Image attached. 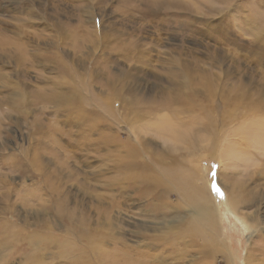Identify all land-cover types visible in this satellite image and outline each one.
Here are the masks:
<instances>
[{"label":"rangeland","instance_id":"obj_1","mask_svg":"<svg viewBox=\"0 0 264 264\" xmlns=\"http://www.w3.org/2000/svg\"><path fill=\"white\" fill-rule=\"evenodd\" d=\"M192 1L197 3V7H193L192 12L198 19L211 16L206 12L209 8L208 0ZM227 1L234 2L248 17L254 18L250 25L255 28V34L245 33L237 27V24L233 26L232 21H235L233 12L218 17L215 13L221 7L220 0H210L215 8L212 11L215 17L207 19L210 23L208 34L206 36L197 34L196 39L179 38L169 34L157 35L153 24H147L146 19V23L137 31L141 22L137 8L144 9V7L134 1L131 3L134 8L125 15L118 0H0V177L2 174L7 176L5 187L1 188L0 184V193L4 189L8 190L7 204L11 208V213L17 214L9 218L3 210L0 216L5 218L6 223L15 224L13 228L15 231L23 228L27 232L21 242L22 246L11 251L0 246V264H26L30 255L29 260L33 261L35 258L32 254L36 250L26 251V238L33 233H40L42 230L37 224L43 222L49 224V231L36 236L31 235L38 243L49 246L45 254L39 258L40 264H63L62 259L66 257L67 261L74 260L76 259L74 253L77 252L78 247L89 255L86 243L77 237V227L92 226L95 220L98 222L100 213L105 211L107 204L106 211L101 215H110L111 224L114 225L112 232L114 243L105 244L101 252L104 257L118 255V258H121V251L125 250L133 258L136 257V253L140 254L142 260L140 261L143 264H264V200L259 199L255 203L241 206L239 216H234L225 210L222 197L213 191V181L205 177L214 195L212 200L216 203L213 211L217 232L219 227L217 243L219 245L222 243L226 249L224 253L213 255L219 250L210 253L209 248L189 232L199 221L195 209L188 208L180 198L181 195L177 194L179 191L176 189L177 185L172 183L170 188L171 183L164 178L170 157L163 160L156 154L171 156L183 153L184 149H191L194 153L213 150L215 156H220L219 150L224 148L223 145L227 141H233L230 135L238 124L241 122L246 124L250 119L254 121V117L258 118L264 111L262 100L264 97V0H225L223 8L228 5ZM157 7L154 9L158 11ZM31 11L36 15L32 16ZM153 13L154 10L148 11V15ZM91 14L96 16L94 24L97 30L100 26L99 20L105 26L104 31L115 26L124 30L125 33L119 34L122 42L118 44V48L123 52L134 53L140 44L144 47L142 55H145L151 64L150 75L147 78L151 85L148 92V89L146 91L142 89L145 82H140L137 78H143V73L133 70L137 76L131 82L136 81V83L128 90L138 94L134 107L141 103L142 95H148L149 100H154L158 105L160 101L165 104L164 100L179 95V87L176 84L179 78L171 80L168 77V72L175 70L171 61L173 58L182 63L186 74L190 76L184 83L188 93L180 97L204 96L198 92L208 90V96H204L203 100L196 99L194 102L199 104L192 108L198 113L199 108L205 109L208 105V113L215 118L212 127L206 129L207 139L201 144L202 142H196L198 137L190 136V143L173 147L178 151L175 153H172L173 143L166 137L158 136L155 124L161 115L166 116L170 122L172 120L177 123V119H171L175 116L172 109L177 106L170 105V109L163 108L158 111H146L142 107L140 111L144 115L132 119L131 116L124 117L125 111L127 116L132 113L130 106L126 110L125 105L123 112L117 102L109 105L110 114L118 119L115 127L120 130V141L128 139L132 141L130 133H126L129 132V128L138 132L143 128L142 133H147L145 138L150 139L149 150H145V156L149 159L147 163L155 166V173L150 172L153 178L150 189L136 192V186H130V180L126 178L128 172L117 165L116 162L121 155V145L118 142L114 143L115 147L109 145L105 138V135L112 133L115 127L105 123L103 116L98 117L99 114L103 115L97 109L99 103L90 101L80 105L78 96L73 99L72 89H69L74 82L55 74L53 68L46 64L47 59L44 57L61 55L63 63L74 69L71 67L69 69L75 74L74 77L76 73H80L84 82L81 86L84 87L85 94L89 90V93L98 96L100 103L107 102V97L103 94L108 89L105 80L108 77H118L119 70L128 69L126 66H139V62L124 55L119 56V52L116 55L114 50L117 52V49L111 45L112 42L106 43L103 40L102 44L87 43L82 34L88 33L93 28L90 24ZM122 18L124 21H121ZM119 21L121 23L116 25L115 22ZM221 21L229 24L227 38L217 27ZM56 22L61 23L58 24L59 30L53 25ZM102 29L101 27L100 30ZM194 29H199V25L195 24ZM130 32L134 36L128 38L127 34ZM133 40L138 42V47L134 50L130 45ZM188 51L193 54H187ZM30 53H34V57L26 63L29 67L27 73L24 74L20 70L17 72L16 64L27 58ZM18 54L22 57H18ZM78 59L86 64H73ZM192 59L198 61L200 68H209L207 78L202 83L199 82H201L200 78H203L201 77L203 73H199L198 68L193 69V64L190 62ZM81 69L88 71L83 75ZM157 76L161 78L155 79ZM88 77L89 85L86 83ZM162 87L168 88L162 93ZM54 88L59 98L67 99L69 103L58 101ZM125 94L128 98L131 97V93L125 91ZM238 94L244 96L234 101V96ZM152 106L154 107V104ZM75 114H79L83 119L82 124H77L80 120ZM197 115L191 113L187 115L184 112L178 114L181 118L179 129L186 132V125L190 122L191 126L201 123L199 119L202 116L197 117ZM140 123L141 128L138 126ZM216 137L221 138L218 142L219 146H216ZM248 143L251 145L252 142ZM251 149L249 148L253 158L264 159V152L261 156L258 154L255 156L256 152ZM139 151L144 155L141 150ZM193 152H186L190 156H185L183 153L182 157L176 158L180 161L193 158ZM34 155L39 156L34 160L40 167L32 168L26 178L24 174L11 172L9 166L5 165L8 159L28 162L27 157L32 159ZM241 156H244L243 152ZM11 165L13 164L11 163L10 167ZM159 165L166 171L163 172ZM238 166V163L234 162L233 168L230 167L234 170L231 171V176L239 180L246 178L241 176L242 167ZM258 168L259 171L260 167ZM197 169V172L203 175L215 172V183L221 191L224 181L226 183L229 181L226 178L228 169L220 172L219 161L215 157L201 161ZM128 170L131 171V168ZM258 171L255 172L258 174ZM217 174L220 177H217ZM257 174L255 183L263 189L262 175L260 171ZM49 182L57 184V188L48 191L45 186H49ZM247 184L249 188L252 187L250 181ZM110 201L113 203V208L109 205ZM125 203L128 206L122 205ZM25 209L27 212L23 211ZM241 214L250 218L248 221L245 219L248 224L257 222L256 233L251 234V230L246 228L245 222L240 220ZM40 237L42 239H39ZM56 238L59 239L55 240ZM183 247L187 252L185 255L180 253ZM92 253L91 262L97 264L96 255L93 251ZM69 254H72L71 258ZM83 264H88V261Z\"/></svg>","mask_w":264,"mask_h":264},{"label":"bare ground","instance_id":"obj_2","mask_svg":"<svg viewBox=\"0 0 264 264\" xmlns=\"http://www.w3.org/2000/svg\"><path fill=\"white\" fill-rule=\"evenodd\" d=\"M132 1L138 2L140 5H142V8L144 7V9L137 8L138 9L137 13H139V15H140L139 20L141 22L139 23V26L137 27L136 30L139 31L141 29V27L144 25V23H146L145 22V19H146L147 24L148 23L153 24L154 29L157 31L156 32L157 35L169 34V35L177 36L179 38L190 37L192 39H196L197 34L206 36L208 34V28L210 30V23L208 22L207 19L210 17H215L213 15V12H212L215 8L212 5V3L210 2V0H208L210 5L206 2V4H208V6H209V8L207 9L206 12H207V14H211V16H206V17H203L202 19H198L193 14V12H192L193 7H197V3L196 2L194 3L192 0H118V2H119L118 4L120 6H122L124 9V10H122L124 12L123 14L129 12V10H132V8H134L131 5ZM220 1L222 2V3L220 2L221 7L218 8V11L215 13L216 15H218V17L219 16L222 17L223 14L225 16V14H227V13L229 14V13L233 12V14L235 15V17H234L235 21H232L234 23L233 26H235V24H237V27H239L245 33H248L251 35L255 34V32H256L255 28H253V25L252 26L250 25L254 18L248 17L244 13V11L242 9H240L239 6H236L234 4V2L228 3V1H227L228 5H226L223 8L222 6H223L225 0H223V1L220 0ZM154 7H157L158 11L155 10ZM149 10H154V13L152 15H148ZM121 12H119V14H122ZM30 13L32 16L36 15L33 13V11H31ZM91 15H92V18H91L92 23H90V24H92L93 28L88 33L82 34V35H84V38H86L87 43L89 42L90 45L92 43H96V42L97 43L99 42L100 44H102L101 41H103V40L106 43L112 42L111 45H113V47H115L117 49V52L113 49L114 53L116 55H118V52H119V56H122V55L127 56L130 59L135 60V62H139V66H126L128 69L119 70V73H118L119 76L118 77H108V79L105 80L106 86L108 87V89L107 90L105 89L106 91H105V93H103V94H105V97H107V102H101L100 103V101H98V99H97L98 96H95L94 94L92 95V93L88 92L89 90L87 91V94H85V90H83L84 87L81 86V85H84V82L82 81V79L80 77V73H78V74L76 73V77H74L75 74L72 72V70H69L72 67L70 65H69V67H67L63 63V57L61 55L59 56V55L53 54L52 56L44 57L47 59L46 64L49 65L50 68H53V71L55 72V74L62 75V76H64V78H68L71 82H74V85L69 87V89H72L71 95H72L73 99L76 96H78V98L80 100V102H79L80 105L81 104H87L90 101H93L95 103H99L97 109H99V112H101L103 115L99 114L98 117L100 118L103 116V118H105V123H107L108 125H112L114 127H115L116 121L118 119H115V116L113 114H110V111H109L110 109L108 107L111 103L117 102V104H119V109L122 111L123 110L125 111V105H126V110L130 106V109H132L131 114H129L127 116V112L126 111L125 112L123 111V112L125 113L124 117L131 116L132 119L133 118L138 119L141 114L144 115V113H142L140 111V109L142 107L144 109H146V111H158V110H163V108L168 109L170 107V105H172V107L177 106L176 108L172 109L175 112V116L171 118V119H173V118L177 119L178 120L177 123L173 122L172 120L170 122V120L164 115H161L157 119V122L155 124V131L158 134V136L168 138L173 143L172 148L178 144L190 143V136L198 137L199 139L196 140V142H202L201 144H204V139H207V135H208V132L206 129L212 127V124L215 123V118L212 115H210V113H208V105H206L205 109L199 108L198 113H195L192 110V108H194V106H197L199 104V102H194L196 99H197V101L203 100L204 96H208V90L206 89L203 92H201V91L198 92V93L203 94L204 96L194 95L193 98L192 97L190 98L189 96L185 95V96L180 97L181 95L188 93L187 88L184 86V83L189 79L190 76L186 74V72L184 70L185 67L182 66V63H180V61H178V59L175 60L173 58L171 61H172V66L175 67V70L172 72L171 71L168 72V77L171 80L179 78V80L176 83L177 87H179V90H178L179 95L176 94V97H171L172 99L164 100L166 102L165 104L163 101H160L159 105L154 100H149L148 95H145V96L142 95V98L140 99L141 103L134 107L133 105L137 100L138 94L136 92H132V91L128 90L130 88H133L134 84L136 83V81L131 82V80L135 76H137L136 72H134L133 70H138V71L143 73V78H139V77L137 78L140 82L141 81L145 82V85L142 89H144L145 91L148 89L147 90V92H148L150 90V85H151V82H149V80L147 79L150 75L149 69H151V64L147 60V57H145V55H142V53H144V47H143V45L140 44L139 48L134 53H132L131 50H130L131 53L123 52L122 50H120L118 48V44H120L122 42L121 41L122 39H120L119 34L125 33L124 30L120 27L117 28L115 26V27H109V28H107V31H104L105 26H104L103 22L100 20H99L100 26H98V30H97V29H95L96 26L94 24L96 16H94L93 14H91ZM125 15H127V14H125ZM204 18H205V21H204ZM210 19H213V18H210ZM29 20H31V19H29ZM121 21H124L123 18L121 19ZM121 21L115 22L116 25L121 23ZM201 21H204V23H201ZM27 23H28V21H27ZM194 23L199 25V29L193 30V26H195ZM58 24H61V23H57V22L53 23V25L56 26L57 30L60 29V26H58ZM166 24H167V26H166ZM168 24L170 25V27ZM62 26H63V24H62ZM80 26H81V24H80ZM145 26H147V25H145ZM153 26H151V27H153ZM101 27L103 28L102 30H100ZM217 27L221 31V33L224 32L223 35L225 38H227L228 32H229V28H227V27H229V24H227V22L221 21V23ZM168 28H170V29H168ZM77 29H79V28H77ZM131 32L129 34H127L129 36L128 38H131L134 36V35H132ZM97 34H99V36ZM101 35H104V37ZM78 36H81V35H78ZM154 41L158 42L160 40L154 39ZM137 43L138 42L135 40L131 41L130 45L133 46L132 50H134V48L138 47ZM14 45H16V43H14ZM113 47H111V48H113ZM100 51H102V50H100ZM34 53H30L27 58H24L22 61H19L16 64V71L17 72H19V70H20L24 74L27 73L26 71L28 70L27 68H29V67L26 66V63L29 62L30 60H32V58L34 57ZM187 54L192 55L193 53H191V51H188ZM86 55H88V54H86ZM110 55H111V53H110ZM18 57L21 58L22 57L21 54L20 55L18 54ZM94 57L96 58V56H94ZM89 58H90V56H89ZM71 60H73V59H71ZM69 61H70V59H69ZM64 62H66V61L64 60ZM190 62L193 64L194 70H196L198 68L199 73H203V74H201V77L203 76V78H200L201 82H199V83H202L207 78L206 74H207L209 68L208 67H204V69L200 68L198 66V63H197L198 61L196 59H192ZM74 63L75 64H77V63L78 64L79 63L86 64V62L85 63L81 62L79 59L76 60L75 62H73V64ZM81 64H80V66H81ZM83 66H85V65H82V67ZM18 67H19V69H18ZM92 70H93V68H92ZM82 71H83L82 74L84 75V74H86V72L88 70L81 69V72ZM163 71H164V69H163ZM162 72H159V73L162 74ZM158 77L161 78L160 76H157L155 79H159ZM88 79H89V77L87 78V81H86L87 84H88ZM87 87H89V86H87ZM26 88H27V86H26ZM167 88L168 87H165V88L162 87L161 92L163 93L165 90H167ZM86 89H88V88H86ZM125 91L131 93L130 98H128V96L125 94ZM145 91H142V92H145ZM54 92L56 94V98L58 96V98H57L58 101H61L62 103L65 102V104L69 103L67 99L63 100V99L59 98V94L55 88H54ZM174 92H175V90H174ZM125 96H127V97H125ZM243 96H244L243 94L235 95L234 101L242 98ZM262 100L264 101V97H262ZM153 104H154V107L152 106ZM164 112H165V110H164ZM182 112L186 113L187 115H190V113H191V114H195V115L198 114V115L202 116L199 119L201 121V123L198 122L199 124H196L195 126H191V122H190V124L186 125L187 131L184 132L183 130L179 129V127H181V126H179V124L181 123V118L178 117V114H180ZM262 114H264V111L261 113V115L258 114L259 119L257 117L256 118L254 117V121H252L250 119L249 122L247 121L246 124H242V122L240 124H238V126L235 128L234 131L231 132V135H230L231 138L233 139V141L232 142L227 141L226 144L223 145L224 148L219 150L221 152L220 156H215L216 154H215V151H213V150H206V151L201 152V153H194L193 150H191V149H184L182 151H184L183 153L185 154V156H190L186 153V152H190V151H192L194 153V155H193V158H189V159H185V160L180 161L176 157H178V156L182 157L184 155L183 153H178V154L171 155V156H166L162 153H156L163 160L165 158L170 157L167 161V172L168 173L166 172V175L164 178L167 182L171 183L170 188L172 186V183L176 184L178 187L176 189L179 190V191H177V194L181 195L180 198L184 200L185 205L188 208L195 209L196 214L198 215L199 221H198L197 225L193 226V230H190L189 232L194 234L197 238H199V240L202 241L203 245L209 248L210 253L215 252L216 250H219V251L213 253V255L216 253H224L226 251L225 246L222 243L220 245L217 243L218 238H219L218 237L219 227H218V232H217V224L215 221V214L213 211V209H214L213 206L216 203L214 202L215 200L214 201L212 200V199H214V197H213L214 195L209 188L210 186L207 185L208 180L205 178L207 176L209 178V180L213 181L212 180L213 176H212L211 172L204 174V175L202 173H198L197 170L199 168L197 169V166L201 161H208V160H210V158L215 157L219 161L220 172H223L224 169H228V172L226 174V178L229 179V181L227 183L224 181V183L222 184V186L224 187V188L222 187V189L224 191L223 190L221 191L223 193L222 200H223V203H224L225 208H226L225 210L232 213L234 216L235 215L237 216L240 213L239 209L241 208V206L251 204V203H255L259 199L264 200V188L261 189L259 187V185L257 183H255V175L257 174L255 171H258L257 169H259L258 167H260L259 171L262 175V178H263L262 185L264 186V159L257 160L255 158H253L251 156L250 150H249V148H252L251 151L256 152L255 156L257 154L261 156L264 152V115H262ZM75 115L80 120V122L77 124H82L84 122L83 119L79 116V114H75ZM198 115H197V117H198ZM128 121H129V119H128ZM138 126L141 128L142 127L141 123ZM146 130H148V127L146 128ZM128 131L129 132L126 131V133H130V138L132 141H129V139L125 140V141H120V139H119L120 130L116 127H115V129H112V133L105 135V138L109 142V145L114 146L115 145L114 143H116V142H118L121 145V155H120V158L117 160L116 163H117V165L122 166L123 170L128 172L126 175V178L130 180V186H134V187L136 186V189H135L136 192H139L140 190H143V189H150L152 186V182H153V178L150 175V172L152 171L155 173V171H154L155 166H151L150 164H148L147 162L149 159H147V157L145 156V150H149V144L148 143L150 142V139L145 138V134H147V133H142L143 128L139 132L136 131L135 129H130V128ZM122 133L125 134V132H122ZM84 135H85V133H84ZM220 139H221L220 137L215 138L216 146L218 145V142ZM249 141L252 142L251 145H249L250 144V143H248ZM135 142H136V144H134ZM246 143H247V145H246ZM216 146H215V148H216ZM139 150H141L144 155H142ZM118 151H119V149H118ZM147 152L149 154H151L150 151H147ZM175 152H178V151L176 148H173L172 153H175ZM242 152L244 155L243 157L241 156ZM38 157H39L38 155H34V157L32 159L30 157H27L29 159L28 162H24L23 160L12 161V159H13L12 158V159H8V161L5 162V165L9 166V168L11 169V172L18 173V174H24V178H26L27 173L31 172L32 168L40 167L39 164L34 160V159H37ZM124 159H128L129 161H125ZM199 159H201V160H199ZM171 161L175 162V163H172ZM177 162H179V163L177 164ZM195 162H197L198 164H195ZM234 162L235 163L237 162L238 165L240 167H242L241 173H243V174L241 176L246 177V178H242L239 180V179H237L235 177L233 178L231 176V171H234V170L231 169L230 167L233 168ZM11 163L13 165H11V167H10ZM183 163H185V164H183ZM160 164H162V163H160ZM127 168L128 169L131 168V171H129ZM159 168L163 172L166 171L165 168H163V169L161 168V165H159ZM259 171H258V174H259ZM217 177H220V175L217 174ZM6 179H7L6 174H2L0 177L1 188L5 187V183H7ZM248 181H250L251 185H252V187H250V188L248 187V184H247ZM43 184H44V182H43ZM207 186H208L209 190H208ZM45 187L48 191L49 190L52 191V190H55L57 188V184L55 185L54 183L49 182V186H45ZM162 190L164 191V189H162ZM53 194H55V193H53ZM161 194H162V192H161ZM161 194H160V196H161ZM8 196H9V194H8L7 189H4V191L0 193V205H1L0 213L3 210H5L6 216H9V218H11V216L15 217V216H17V214L13 215L11 213V208L7 204ZM219 196H221V195H219ZM31 197H33V195H31ZM128 202H127V204H128ZM109 205H110V207L113 208V203L111 201H110ZM122 205H126V203L122 204ZM126 206H128V205H126ZM107 207H108V204H107ZM106 208L104 209L105 211H106ZM23 211L27 212V209H25ZM104 212L100 213V218H99L98 222L95 220L93 222L92 226L87 225V226L77 227V230H76V232H78L77 237L86 243L87 249L89 251V255H86V253L84 251H81L80 248L78 247L77 252L74 253L76 259L71 260V261H67V257H66V259H62L63 264H83L86 260L88 261V264H92V262H91L93 260L92 251L96 255L97 264H143V263H141L142 260H141L140 254L136 253V257L133 258L125 250L121 251V254H122L121 258H118V255L116 257H104L101 255V252H102L105 244L108 243L109 245H112L114 243V241L112 240V237L114 235L112 233L114 231L113 230L114 225L111 224L112 220L110 218V215L102 216L104 214ZM241 215H242V217H240V220H243L245 222L246 228L248 230H251L250 233L251 234L256 233L257 229H258L257 228L258 227L257 222H253V223L251 222L252 225H250L246 222V220L248 221V220H250V218L243 215V214H241ZM5 221H6L5 218L0 216V246L2 248H5V249L11 251V250H14L16 247L22 246L21 242L25 239V235L27 232H25V230L23 228H18L15 231L13 228L16 225L15 224H8ZM27 223L28 222H26L25 224L27 225ZM37 226H40V228H41L40 230H42L40 233H46V231H49V229H50L49 224L47 222L37 224ZM40 233L36 232V233L31 234V235L36 236ZM31 235H29L26 238L27 239V242H25L26 243V251L29 252V251H32L33 249L36 250L32 254V256L35 259L33 261H30L29 259H30L31 255L28 256L26 264H40L39 258L41 257V255L45 254V251L49 248V246L38 243ZM52 236H54V235H52ZM260 237H262V236H260ZM39 239H42V237H40ZM58 239L59 238H56L55 240H58ZM183 239H186V238L183 237ZM30 241H32V242H30ZM91 247H94L97 250H94ZM174 251H175V249H174ZM180 253L182 255H185L187 253L186 249L183 247L180 250ZM68 256L71 258L72 254H69ZM226 262H227V260H226Z\"/></svg>","mask_w":264,"mask_h":264},{"label":"snow or ice","instance_id":"obj_3","mask_svg":"<svg viewBox=\"0 0 264 264\" xmlns=\"http://www.w3.org/2000/svg\"><path fill=\"white\" fill-rule=\"evenodd\" d=\"M212 176H213L212 189H213L214 192H216L217 194L221 195V197H222L223 193L221 192L220 188L215 183V172L212 173Z\"/></svg>","mask_w":264,"mask_h":264}]
</instances>
